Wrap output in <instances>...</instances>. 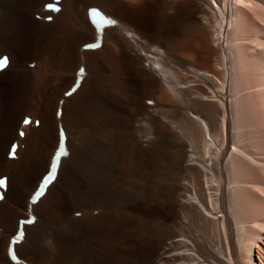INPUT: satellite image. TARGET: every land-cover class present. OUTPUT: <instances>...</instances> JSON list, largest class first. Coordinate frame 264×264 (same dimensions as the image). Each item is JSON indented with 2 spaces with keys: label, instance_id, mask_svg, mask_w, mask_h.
<instances>
[{
  "label": "bare ground",
  "instance_id": "obj_1",
  "mask_svg": "<svg viewBox=\"0 0 264 264\" xmlns=\"http://www.w3.org/2000/svg\"><path fill=\"white\" fill-rule=\"evenodd\" d=\"M50 1L0 0V55L10 57L0 71V176L9 177L0 264H15L10 236L49 166L60 122L69 154L16 246L27 263L243 264L240 251L244 264H256L264 0H61L56 11L46 9ZM91 6L116 24L100 48L83 50L96 38ZM82 64L81 86L65 97ZM26 115L32 122L20 137Z\"/></svg>",
  "mask_w": 264,
  "mask_h": 264
},
{
  "label": "rangeland",
  "instance_id": "obj_2",
  "mask_svg": "<svg viewBox=\"0 0 264 264\" xmlns=\"http://www.w3.org/2000/svg\"><path fill=\"white\" fill-rule=\"evenodd\" d=\"M263 71H264V67H263ZM185 234V233H184ZM185 235H187L188 237H189V240L191 239V237L188 235V234H185ZM191 241V240H190ZM263 246H262V248L260 249V251H259V248L256 246V244L254 243L253 244V255H254V259H255V261H256V264H262L261 263V258H260V254H262V253H264V240H263V244H262ZM239 251V250H238ZM241 252L239 251L238 252V258H239V261H240V263H242L243 262V264H244V261H245V259H244V257H243V255H242V253L240 254ZM229 256V260L230 261H232L231 260V256L230 255H228ZM264 256V255H263ZM244 259V260H243Z\"/></svg>",
  "mask_w": 264,
  "mask_h": 264
},
{
  "label": "snow or ice",
  "instance_id": "obj_3",
  "mask_svg": "<svg viewBox=\"0 0 264 264\" xmlns=\"http://www.w3.org/2000/svg\"><path fill=\"white\" fill-rule=\"evenodd\" d=\"M6 63H7V58H5L4 61H0V65L6 64ZM26 123H27V121H26ZM20 135H24V133H20ZM60 155H67V152L61 151ZM53 171H55V164H53ZM49 180H50V178L45 179V181H44L45 186L49 183ZM3 183H4L3 181H0V184H3ZM42 193H43V189H41V192L37 193V196L41 195ZM0 199H2V197H0ZM28 222L31 223V221H28Z\"/></svg>",
  "mask_w": 264,
  "mask_h": 264
}]
</instances>
